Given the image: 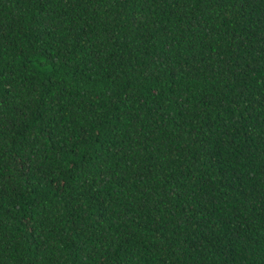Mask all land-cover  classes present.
I'll return each instance as SVG.
<instances>
[{"label":"trees","instance_id":"16d2710c","mask_svg":"<svg viewBox=\"0 0 264 264\" xmlns=\"http://www.w3.org/2000/svg\"><path fill=\"white\" fill-rule=\"evenodd\" d=\"M0 264H264V0H0Z\"/></svg>","mask_w":264,"mask_h":264}]
</instances>
